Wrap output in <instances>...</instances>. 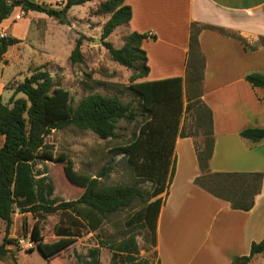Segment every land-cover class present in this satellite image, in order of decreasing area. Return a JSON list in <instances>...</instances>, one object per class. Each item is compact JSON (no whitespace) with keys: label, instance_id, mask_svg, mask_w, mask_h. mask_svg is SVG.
I'll return each instance as SVG.
<instances>
[{"label":"trees","instance_id":"obj_1","mask_svg":"<svg viewBox=\"0 0 264 264\" xmlns=\"http://www.w3.org/2000/svg\"><path fill=\"white\" fill-rule=\"evenodd\" d=\"M86 1L91 0H66L63 11ZM124 1L104 0L99 4L98 13L109 14L102 27V39L131 19V7ZM15 7H20L24 12L38 11L48 16H58L60 13L35 0H0V23L10 16ZM202 28L213 26L191 23L184 77L188 100L194 99L196 105L197 128L203 135L202 144L195 145L200 174L195 177L194 183L228 201L232 208L246 211L253 206L255 195L261 191L262 173L209 169L214 137L212 112L201 100L205 59L200 50L198 34ZM231 35L248 48L243 37L237 33ZM149 37L154 36L134 31L127 35L120 47H114L109 41H104L103 45L113 61L134 70L128 89L140 99L146 119L138 135L121 150L126 153L135 175L151 180L150 192H145L137 184L102 185L99 178L110 171L107 165L102 167L96 177L85 180V176L77 175L72 170L69 162L65 170L68 177L75 183H82L85 188L76 199L56 201L50 198L52 184L46 181L45 175L34 171L35 161L63 163L66 160V156L54 154L45 143L46 136L52 130L74 126L80 130H90L101 139L113 138L120 119L132 121L137 116L130 103L116 95L91 92L73 105L69 91L55 85L49 72L41 67L10 87L12 95L7 102L0 95V135L4 137L0 147V219L4 221L0 261H6L9 257L14 264H20L8 247L15 242L8 235L16 208L21 213L30 212L33 215L35 221L30 230V239L47 264L52 261V264H56L55 256L81 237L84 230L91 232L98 229L108 215L129 208L136 202L141 207L130 221L146 228L155 245L157 216L162 202L159 195L168 186L174 172L175 139L178 134L187 135L179 130L180 117L188 109V104L183 102L182 77L134 82L149 71L146 52L141 47L142 41ZM20 41L16 37L0 35V59L9 46ZM81 45L82 41L78 38L70 54L74 62L81 59ZM245 79L252 86L264 88V73L250 72ZM18 93L24 94V97H16ZM240 135L257 142L264 137V127H247L240 131ZM58 211L63 218L54 226L57 239L44 242L40 221L44 215ZM99 245L111 250L113 263L153 264L148 258H138L139 248L133 235L117 242L100 240ZM263 251L264 238L251 244L248 255L235 256L231 264H247L255 254ZM99 252L98 246L88 248L87 254L92 261L88 264H99Z\"/></svg>","mask_w":264,"mask_h":264},{"label":"crops","instance_id":"obj_2","mask_svg":"<svg viewBox=\"0 0 264 264\" xmlns=\"http://www.w3.org/2000/svg\"><path fill=\"white\" fill-rule=\"evenodd\" d=\"M124 3L132 12L125 24L128 32L154 36L141 43L149 71L138 81L182 77L184 103L191 23L213 26L202 28L198 34L205 59L201 100L210 108L213 122L209 169L261 172V191L255 195L253 206L244 211L196 185L194 179L200 170L195 137L178 134L173 150L174 172L159 195L162 202L153 251L154 264H231L235 256L248 255L251 244L264 238V137L253 142L240 135L244 128L264 127V88L252 86L245 79L250 72L264 73V0ZM21 11L15 7L10 16L14 13V20L21 19ZM8 18L0 23V32L5 35L7 27L3 24ZM231 33L243 37L248 48ZM6 53L0 59L4 63L0 64V73L7 62ZM9 81L0 83L1 96L5 89L12 93L6 86ZM3 141L0 135V147Z\"/></svg>","mask_w":264,"mask_h":264},{"label":"rangeland","instance_id":"obj_3","mask_svg":"<svg viewBox=\"0 0 264 264\" xmlns=\"http://www.w3.org/2000/svg\"><path fill=\"white\" fill-rule=\"evenodd\" d=\"M35 1L60 13L58 16H48L42 12L27 13L21 9L20 14L23 17L16 20L12 13L3 26L7 27V35L21 41L20 44L11 45L7 49L5 54L7 62L4 65V72L0 73V83L11 80L6 85L10 88L22 81L23 75L28 76L36 68L41 67L42 70L49 72L55 85L69 91L73 105L88 93L98 92L118 96L122 101L130 103L137 113L132 121L125 119L118 121L116 136L113 138L101 139L90 130H80L74 126L52 130L46 136L45 143L51 147L54 154L66 156V160L63 163L34 162L36 174L45 175L46 181L53 186L50 198L56 201L73 200L83 192L85 186L72 181L65 171L69 162L72 164V170L77 175L85 176V180L96 177L102 167L107 165L110 171L106 176L99 178L102 185L137 184L145 192H150L151 180L137 177L126 153L121 150L138 135L139 128L146 119L140 99L135 92L128 89L134 70L113 61L103 45L104 41H109L114 47L122 46L129 34L126 25L117 26L102 39V27L109 17V14L98 13L99 4L104 0L86 1L65 11L63 7L66 0ZM61 14L64 18H61ZM78 38L82 41L81 59L74 62L70 59V54ZM0 64L4 63L1 61ZM136 81L138 79L134 82ZM184 90L186 99L184 104H188V109L184 110L180 117L181 132L195 137V145H200L203 142V135L197 128L195 120L196 105L194 99L188 100L186 83ZM2 94L4 102L12 95L10 90L6 89ZM16 97H24V94L18 93ZM173 159L171 163L174 162ZM140 207L141 204L136 202L129 208L108 215L98 229L91 232L84 230L81 237L55 256L56 264H88L92 262L87 254L88 248L93 246L99 247V264H116L112 261L111 250L99 245V241L117 242L129 235L136 239L139 248L138 258H148L154 264V246L146 228L130 221ZM62 218L60 211L44 215L40 221V233L44 242L57 239L54 226L59 224ZM12 219L8 236L14 238L15 242L8 247L16 255L17 261L20 264H47L45 257L30 239V230L35 221L33 215L15 209ZM3 236L4 221L0 219V242ZM0 264L14 262L7 257L6 261H0ZM247 264H264V251L255 254Z\"/></svg>","mask_w":264,"mask_h":264},{"label":"built area","instance_id":"obj_4","mask_svg":"<svg viewBox=\"0 0 264 264\" xmlns=\"http://www.w3.org/2000/svg\"><path fill=\"white\" fill-rule=\"evenodd\" d=\"M0 35H1V36H4L5 34H4V33H2V32H0ZM28 244H29V245H31V243H30V242H29Z\"/></svg>","mask_w":264,"mask_h":264},{"label":"water","instance_id":"obj_5","mask_svg":"<svg viewBox=\"0 0 264 264\" xmlns=\"http://www.w3.org/2000/svg\"><path fill=\"white\" fill-rule=\"evenodd\" d=\"M30 1H34V0H30ZM61 18H64L63 14H61ZM16 210H19V208H16Z\"/></svg>","mask_w":264,"mask_h":264}]
</instances>
